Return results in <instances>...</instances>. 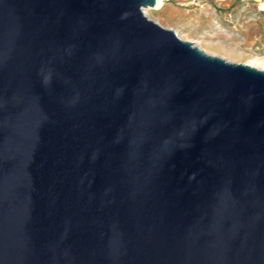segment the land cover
<instances>
[{
	"label": "water",
	"instance_id": "1",
	"mask_svg": "<svg viewBox=\"0 0 264 264\" xmlns=\"http://www.w3.org/2000/svg\"><path fill=\"white\" fill-rule=\"evenodd\" d=\"M156 2L0 0V264H264V69Z\"/></svg>",
	"mask_w": 264,
	"mask_h": 264
},
{
	"label": "rangeland",
	"instance_id": "2",
	"mask_svg": "<svg viewBox=\"0 0 264 264\" xmlns=\"http://www.w3.org/2000/svg\"><path fill=\"white\" fill-rule=\"evenodd\" d=\"M209 8L165 3L147 16L208 53L231 61H258L264 69V0H205Z\"/></svg>",
	"mask_w": 264,
	"mask_h": 264
},
{
	"label": "built area",
	"instance_id": "3",
	"mask_svg": "<svg viewBox=\"0 0 264 264\" xmlns=\"http://www.w3.org/2000/svg\"><path fill=\"white\" fill-rule=\"evenodd\" d=\"M162 5L165 3H177L182 6H193L196 8H209L212 6V2H204L205 0H161ZM260 10H264V3H260Z\"/></svg>",
	"mask_w": 264,
	"mask_h": 264
},
{
	"label": "bare ground",
	"instance_id": "4",
	"mask_svg": "<svg viewBox=\"0 0 264 264\" xmlns=\"http://www.w3.org/2000/svg\"><path fill=\"white\" fill-rule=\"evenodd\" d=\"M162 6H163L162 5V1L161 0H157L155 7L144 8L145 14L147 15L149 9L150 10H152V9H160ZM248 64L251 65V66H255V67H257L259 65L258 61H252V62H249ZM257 68H259V67H257ZM259 69H263V68H259Z\"/></svg>",
	"mask_w": 264,
	"mask_h": 264
}]
</instances>
